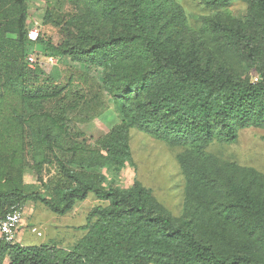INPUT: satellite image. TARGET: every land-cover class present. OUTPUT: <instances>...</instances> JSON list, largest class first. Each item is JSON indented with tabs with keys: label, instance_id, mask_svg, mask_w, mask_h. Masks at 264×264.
Listing matches in <instances>:
<instances>
[{
	"label": "trees",
	"instance_id": "16d2710c",
	"mask_svg": "<svg viewBox=\"0 0 264 264\" xmlns=\"http://www.w3.org/2000/svg\"><path fill=\"white\" fill-rule=\"evenodd\" d=\"M65 1L60 10L45 0L53 44L29 39L27 0H0V215L28 201L63 215L89 192L99 203L70 248L0 238V264H264V174L206 150L264 127V0H202L196 27L177 0ZM235 1L244 15L228 10ZM35 45L82 70L52 81L27 58ZM90 67L119 119L94 147L71 124L104 110ZM130 129L182 147L179 217L136 177L114 185L131 161ZM26 151L42 184L43 166L55 170L52 188L24 189Z\"/></svg>",
	"mask_w": 264,
	"mask_h": 264
},
{
	"label": "rangeland",
	"instance_id": "374dc122",
	"mask_svg": "<svg viewBox=\"0 0 264 264\" xmlns=\"http://www.w3.org/2000/svg\"><path fill=\"white\" fill-rule=\"evenodd\" d=\"M60 10L70 8L65 0H48ZM184 9L191 26L200 25V17L208 13L202 0H177ZM28 27L36 25L39 36L56 44L60 40V33L51 24L42 23L45 0H27ZM245 4L240 1L232 2L227 6L230 13L236 16L245 14ZM34 68L43 76L60 83L75 69H81L79 63L67 57L44 54L39 45H35L28 57ZM91 79L92 91L98 92L96 83H101V73L98 68L90 67L87 70ZM252 81H258V75L253 69L248 70ZM78 79H75L76 84ZM91 91V92H92ZM99 100L104 109L99 115L89 121L80 122L75 118L71 124L81 132L78 140L83 139L84 144L94 147L100 139L114 126L118 125L117 113L109 103V97L99 90ZM49 104H44L49 110ZM100 103L97 104L99 108ZM73 129V128H72ZM75 130V129H73ZM131 161L114 177V185L119 187L129 186L136 177L144 186L151 188L156 199L175 217L182 214L184 201V178L181 173L176 156L182 150L180 146H170L150 134L130 129ZM222 161H233L241 166L252 167L264 174V127L247 126L239 130L238 137L233 143L211 142L206 149ZM23 164V187L26 191L32 189L46 191L55 185V170L44 165L42 178L44 184L38 179L33 167L34 161L26 151ZM109 180L110 169H100ZM46 189V190H45ZM99 201L89 192L85 199L75 203L71 211L59 215L50 211L40 202H26L21 208V221L17 227L15 240L21 244L50 243L64 248H70L84 233L79 227L84 225L88 210Z\"/></svg>",
	"mask_w": 264,
	"mask_h": 264
},
{
	"label": "built area",
	"instance_id": "2783aa9c",
	"mask_svg": "<svg viewBox=\"0 0 264 264\" xmlns=\"http://www.w3.org/2000/svg\"><path fill=\"white\" fill-rule=\"evenodd\" d=\"M39 31L36 25L28 27V37L31 40L37 39ZM31 62V60L28 58ZM21 208L18 206H11V208L0 215V238L7 242H11L15 239L17 227L21 221Z\"/></svg>",
	"mask_w": 264,
	"mask_h": 264
}]
</instances>
